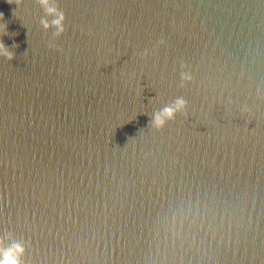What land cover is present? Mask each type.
Here are the masks:
<instances>
[{"label":"water","instance_id":"95a60500","mask_svg":"<svg viewBox=\"0 0 264 264\" xmlns=\"http://www.w3.org/2000/svg\"><path fill=\"white\" fill-rule=\"evenodd\" d=\"M50 6L60 37L39 0H0V247L25 264H264V0Z\"/></svg>","mask_w":264,"mask_h":264},{"label":"clouds","instance_id":"9594fccd","mask_svg":"<svg viewBox=\"0 0 264 264\" xmlns=\"http://www.w3.org/2000/svg\"><path fill=\"white\" fill-rule=\"evenodd\" d=\"M23 3V0H16V5L19 6ZM40 5H42L48 15H54L58 18L53 19L51 21V25L46 19H41L40 24L42 25L44 30H48L50 27H55L56 31L54 35L56 37H60L65 29V13L59 10L57 7L50 6V0H39ZM0 19H3V15L0 14ZM6 27V26H5ZM164 43V41H161ZM54 47L53 45L49 46ZM61 50L62 49H57ZM147 50H145V54ZM0 55L4 56L8 61H11L14 58V54L8 50V47L4 45L3 42H0ZM183 80H191V76L187 74H182ZM187 107V101L183 97L177 98L172 105L166 106L160 112L154 114L150 123L157 129L162 130L168 121L175 120V117L178 112L185 110ZM3 241H0V245H2ZM25 253V247L18 242H14L10 247L4 248L0 247V264H25L22 261V257Z\"/></svg>","mask_w":264,"mask_h":264}]
</instances>
